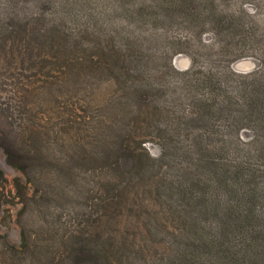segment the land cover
Returning <instances> with one entry per match:
<instances>
[{
  "label": "rangeland",
  "instance_id": "1",
  "mask_svg": "<svg viewBox=\"0 0 264 264\" xmlns=\"http://www.w3.org/2000/svg\"><path fill=\"white\" fill-rule=\"evenodd\" d=\"M60 1L0 0L3 144L16 147L17 141H25L37 153L59 150L82 152L90 158L100 152L108 156L106 161L86 164L85 160L81 167L85 173L131 168L133 157L144 160L140 155L144 154L157 175L161 166L188 168L191 161L180 155L184 150L180 148L187 144V132L207 130L205 125L214 123L219 134L223 130L233 139L239 134L243 142L256 137L252 118L239 123L245 128L238 131L237 124L221 128L226 112L241 109L239 99L226 100L230 104L221 108L222 113L203 119L194 114V104L186 94L190 85L202 98L220 83H252L263 87L251 104L263 107L259 97L264 88V0H69L65 1L68 7L57 8ZM14 10L20 16L35 14L33 32L38 29L45 34L29 40L34 48L31 58L24 49L30 45L28 39L21 33L13 36L7 29L8 23L19 27L7 20ZM54 44L60 47L51 48ZM206 76L212 77L209 87ZM121 143L128 148L119 149ZM37 164L44 168L49 162ZM0 168L9 181L18 176L5 163L1 149ZM127 191L128 198L137 194L128 208L118 202L123 199L121 192L111 206L99 203L91 214L75 221L63 216L54 233L38 225L27 227L26 233L39 242L40 250L31 255L25 252L23 256L30 255L27 260L8 263L70 264L75 263L74 246L101 245L96 263L105 264L103 257L112 243L122 247L115 257L110 256L112 264H138L142 256L130 253L132 245L140 244L147 254L163 240L146 235L148 222L142 219L143 210L160 201L139 186ZM4 208L9 213H0V230L18 245L20 205ZM120 209L122 216L117 215ZM53 242L58 245L51 246ZM263 257L261 252L248 264H264ZM95 261L82 259L81 264Z\"/></svg>",
  "mask_w": 264,
  "mask_h": 264
},
{
  "label": "trees",
  "instance_id": "2",
  "mask_svg": "<svg viewBox=\"0 0 264 264\" xmlns=\"http://www.w3.org/2000/svg\"><path fill=\"white\" fill-rule=\"evenodd\" d=\"M65 1L69 0H61L56 7H68ZM17 13L18 10L9 13L7 19L16 21L12 23L19 26L17 28L8 23L7 29L13 36L21 33L28 39L27 42L34 35L36 39L45 36L41 30L33 32L31 21L37 19L35 14L20 16ZM41 40L47 42L46 37ZM29 44L24 49L30 52L28 56L31 58L34 48L31 42ZM54 46L60 47L54 44L51 48ZM211 78L204 77L207 87L211 85ZM212 85L215 83L212 82ZM219 85L211 86L216 89L208 90L202 98H198L190 85L186 95L194 104V114L205 119L208 115L222 113L221 108L230 104L226 100L237 98L242 102L241 109L226 112L221 128L237 124L238 131V128H245L239 123L252 118L250 121L256 124L257 135L248 142H243L239 134L234 139L227 137L223 130L219 134L210 118L207 121L212 124L210 127L205 125L207 130H181L188 134L185 136L187 144L180 148L184 149L180 155H186L191 161L185 170L161 166L157 168L158 174L154 175V168L147 164L150 158L140 154L144 160L134 156L131 168L85 173L81 169L83 165L97 160L106 161L108 156L100 152L90 158L82 152L61 153L59 150H54L53 154L40 150L38 154L25 141H17V145L13 141L14 147L3 144L0 138L5 163L18 173L9 181L0 168V213H9L4 208L7 204L20 205L19 244L10 243L7 235L0 230V264L27 260L28 256L40 250L39 242L26 233L27 227L38 225L54 233L63 216L75 221L91 214L99 203L111 206L114 197L121 192H124L123 199L118 202L128 208V202L137 194L128 198L125 193L128 194L130 191L127 190L136 186L141 187L143 192L153 193L160 201L155 208L143 210L145 216L142 219L148 222L144 228L146 235L163 239L151 246L147 254H144L145 249L140 244L132 245L130 253L142 256L138 264H248L257 260L258 255L264 253V105L255 108L251 100H255V95L260 96L263 86L253 87L252 83L243 82L237 86ZM262 94L259 100H264V88ZM34 127L31 126V129L38 134ZM212 136L218 137L209 139ZM127 148L125 143L119 147L123 151ZM42 160L49 164L38 168L37 162ZM122 214L120 209L117 215ZM21 219L25 221L23 224ZM87 237V233L84 234V238ZM56 244L53 242L51 246ZM100 246L89 249L74 246L75 263L70 264H81L82 259L96 260V263L101 253ZM121 248L111 243L103 257L105 264H112L110 256L115 257ZM25 252L30 255L23 256ZM261 263H264V257Z\"/></svg>",
  "mask_w": 264,
  "mask_h": 264
}]
</instances>
